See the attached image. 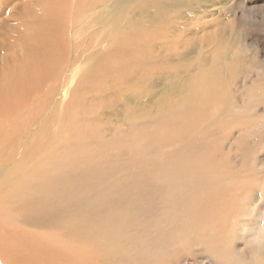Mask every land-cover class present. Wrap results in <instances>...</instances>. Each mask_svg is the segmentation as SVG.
<instances>
[{
  "label": "bare ground",
  "instance_id": "1",
  "mask_svg": "<svg viewBox=\"0 0 264 264\" xmlns=\"http://www.w3.org/2000/svg\"><path fill=\"white\" fill-rule=\"evenodd\" d=\"M109 1L43 0L42 14L33 13V7L24 9L18 22V33H24H15V38L24 44V53L5 75L7 86L28 92L35 84L39 93L47 81L51 84L29 103L18 94L0 93V264H94L91 251L105 264H160L168 251L192 241L211 244L215 252L206 248L215 264H264V211L255 210L254 222L237 217L229 232L217 230V224L223 227L234 214L222 203L225 198L231 204L232 183L225 169L204 167L201 152H181L164 161H120L112 167L97 159V149L119 141L125 126L132 132L141 129L140 137L148 134L147 127H165L172 117L202 125L198 119L209 108L215 120L223 113L225 117L231 109L225 97L228 78H234L225 66L240 60L224 54L222 63L191 73L187 84L178 81L181 76L167 60L174 55L166 54L172 47L167 40L172 27L157 18L152 26L131 19L151 2V16L159 9L163 13L166 5L171 13L175 0H114L112 29L81 37L89 15ZM104 44L108 47L98 52L97 45ZM82 60L94 63L91 76L79 81L73 101L57 110L51 101L67 96L61 85L74 81L69 75ZM162 60L165 69L158 66ZM80 158L85 167L79 166ZM120 166L125 178L112 179L113 168ZM246 179L233 178L242 206L248 200L241 192ZM230 235L231 241L225 240Z\"/></svg>",
  "mask_w": 264,
  "mask_h": 264
},
{
  "label": "rangeland",
  "instance_id": "2",
  "mask_svg": "<svg viewBox=\"0 0 264 264\" xmlns=\"http://www.w3.org/2000/svg\"><path fill=\"white\" fill-rule=\"evenodd\" d=\"M115 1L110 0L107 4L102 5L101 9L99 8L98 11L89 15V19L85 21L86 23L82 28L83 35L81 37L92 32H102L104 28L107 33L112 29L111 27L115 24L112 19L113 10L116 9ZM45 2L47 4V1ZM45 2L43 3V0H39V2L37 0H7L5 4L0 2V93L11 96L16 94V98L18 94L19 98L23 97L28 103L48 92L51 82L47 81L39 93L36 92L35 84L32 87L28 85L31 91L22 92L16 86H12L13 88L7 86L9 85L7 77L12 71L13 63L24 53V48H22L24 44L21 42L22 46L18 45L15 38V33L21 29L18 22L22 19L24 9L33 7V13L38 14L40 12L42 14L46 5ZM132 2L137 1L132 0ZM161 2L165 4L164 0ZM153 6L154 4L151 2L146 8L137 9L136 14L131 19L135 24H150L151 26L157 19L166 20L169 24L167 26L172 27L170 34L167 33V40L169 39L172 43V47L166 54L174 55L173 59L168 56L167 60L173 63L172 70L175 74L181 76L180 78L176 77L178 81L187 84L186 79L190 78L191 73L204 72L210 69L216 61H221L220 56L222 57L224 54L232 59L240 57L238 62L229 63L225 66L231 70L235 78L231 76L230 79L228 78L230 91L229 95L225 96L227 97L226 100L229 101H227L229 103L228 109L230 107L231 109L228 113L226 112L225 117L223 113V116L220 114L215 120L213 118L214 113L209 108L204 113L205 117L198 119L204 121L202 125L196 122L191 124L186 121L185 117H172L167 119L169 123L167 122L165 127H147L148 134L140 137H138V132L141 129L132 132L129 127L125 126V135H118L119 141H113V143L109 141L111 145L108 144L106 150L103 147L97 149L98 152H101L100 157L97 155L99 157L97 159L107 161L110 167L112 163L116 166L117 162L126 160L139 161V163L142 161H164L181 152L194 153L195 156H200L199 153L201 152L205 156L203 166L225 169L230 177L229 183H232L230 185L231 204L225 198L222 203L229 212L234 214L227 223L229 228L226 227V223L223 227L217 224V230L221 233L229 232L234 224L232 219L237 217L239 220L248 217L249 219L245 218L246 224L252 220L254 222L255 210L258 213L264 211V125H262L264 119V0H175L172 4L171 13L169 12L170 6L166 5L163 9L164 14L159 9L158 11L155 10L151 16L150 11L154 9ZM23 33L22 31L18 34L23 36ZM156 35L157 33L154 32L151 37ZM227 43L231 45L228 49ZM107 47V44L97 45L96 49L98 52H102ZM160 49L164 51L166 47L162 46ZM97 51L96 53H98ZM156 53H161V51L157 50ZM217 55L219 60H214ZM17 61L14 65L20 64V60ZM93 65L94 63L89 60H82L76 65L74 72L69 75L70 77L75 76L74 81L71 83V79H69L66 83L64 79L62 80L65 83L61 86L65 85L67 96L65 98L59 96L60 100L52 99L51 105L56 102L58 110L59 106H62L63 109L64 105L72 102L74 99L73 92L77 88L78 82L87 80L88 76L90 78V69ZM158 66L165 69V61L162 60ZM35 72L38 73V70ZM155 79L154 77L153 80ZM29 84L32 85V82ZM133 84H135L134 81ZM93 97L92 95L91 99ZM84 100L90 101V98L86 96ZM96 100L98 101V99ZM29 108L34 109L33 106ZM218 108L221 110L223 105L219 104ZM178 123L183 124V126L179 127ZM107 138L110 140L111 137L107 136ZM145 146L148 148L143 149ZM93 148L96 149V146L93 145ZM78 164L79 166L83 164L81 167H85L87 162L80 158ZM151 166L150 164L149 167L151 168ZM124 169L122 166L113 168L112 179H124ZM234 176L247 178L245 181L240 180L245 187L241 190V192L243 191L242 195L245 194L248 197L244 206H242L243 202L240 201V191L236 190L237 183L233 180ZM260 182L263 185H260ZM232 192L234 193L233 198ZM253 202L259 204L257 209H255ZM233 204L236 206L235 210L232 209ZM245 229H247V225H245ZM208 231L211 234L215 232ZM208 231L206 232L209 233ZM207 233H205V237L202 236L203 239L209 237L206 235ZM233 237L230 235L225 240L231 241ZM217 238L220 239L219 235ZM65 239L71 241L72 238L65 237ZM234 239L235 242L238 240ZM227 241H225V246L229 247ZM206 247L211 248L212 245L208 246L207 243L201 244L196 241L186 245L181 244L177 247L179 250L175 248V251L173 249L168 251L164 262L160 264H215ZM212 249L210 250L215 252V248L212 247ZM91 252H89V257L93 259L94 264H105L99 253L92 252L93 255ZM178 255H180V259L177 258Z\"/></svg>",
  "mask_w": 264,
  "mask_h": 264
}]
</instances>
